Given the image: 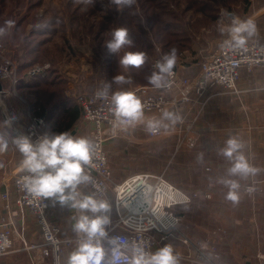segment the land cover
I'll return each instance as SVG.
<instances>
[{
    "label": "rangeland",
    "instance_id": "rangeland-1",
    "mask_svg": "<svg viewBox=\"0 0 264 264\" xmlns=\"http://www.w3.org/2000/svg\"><path fill=\"white\" fill-rule=\"evenodd\" d=\"M253 1L255 0H137L132 8L118 10L110 0H94L93 4H84L80 0H0V26H3L6 20H14L15 27L7 33L9 35L15 33L14 38H17L14 43L3 41L0 38V43L7 49L2 54L13 60L17 66L14 74L21 79H40L54 68L62 76L74 79L73 81L80 76L87 75L93 82L92 90H94L103 87L106 82H111L115 75L124 74L131 77V84L116 85L113 83L111 91L131 90L138 86L151 84L143 82L146 80L142 79L144 74L140 71L136 76L131 69L125 71L119 65L116 54H113L111 59L105 52L101 44L105 45L113 28L124 26L129 29L130 36L135 40V49L138 51L141 49L147 53V63L152 72L155 70L153 62L160 58L161 54L167 53L171 48H176L178 60L175 67L178 72L184 70L185 76H195L205 60L227 38L219 31L229 22V17L224 14L234 13L241 18L246 17ZM24 35L28 36L31 41L45 40L44 44L49 39L47 42L50 44L49 49L39 47L38 52L33 55L32 64L26 68L21 66L19 60ZM251 41L264 42L252 38L249 42ZM49 50H52V54ZM123 51H127V48L122 50L121 55ZM110 59L111 61L114 59L111 65ZM46 63L50 64L48 69H43L32 76L29 75L32 68L44 67ZM192 64L194 65L189 66ZM73 92L78 94L85 91L74 89ZM20 96L23 100L17 96L10 100L12 97L10 96L6 105L16 108V102L18 104L27 101L25 96ZM33 107L35 109L31 107L30 110L38 109L41 112V106ZM169 111L176 113L172 109ZM165 123L170 122L165 121ZM140 128L143 130L142 133H145L143 138L148 136L149 142L135 144L138 156L132 164L137 166L138 172L164 174L186 192L197 193L192 202L176 207V212L182 217V222L175 234H180L185 215L182 213V208L212 198V194L208 191L198 189V183L200 179H203L199 178L200 174L208 178L209 172L213 171V165L198 159L197 143L190 148L181 145V135L177 124L170 126L166 131L161 129L159 134L153 136L145 131L144 125ZM48 132L51 133L49 127ZM198 135L200 137V132ZM109 154V164L112 169L113 151ZM239 183L241 196L253 197L258 189L257 183L260 181L239 180ZM250 188L251 192L248 191ZM104 198L115 203L113 185H110ZM110 214L111 220L114 219L116 216L114 207ZM225 232V228L220 227L209 230L208 233L213 239ZM195 243L199 248L196 258L199 264H226L222 260L217 243L204 240H195ZM74 247L68 250L71 251ZM262 263L264 264V259Z\"/></svg>",
    "mask_w": 264,
    "mask_h": 264
},
{
    "label": "crops",
    "instance_id": "crops-1",
    "mask_svg": "<svg viewBox=\"0 0 264 264\" xmlns=\"http://www.w3.org/2000/svg\"><path fill=\"white\" fill-rule=\"evenodd\" d=\"M250 6L249 12L246 13L247 16H243L242 19L255 20L258 34L252 39L264 41V0H255ZM47 41L40 47L49 49L50 44ZM49 52L52 54V50ZM179 72L182 77H191L185 76L184 70H179ZM59 74L66 85V102L60 108L57 107L53 116L47 117V127L51 129V133L58 134L68 131L75 136L88 137L94 125L84 119L73 91L75 89L91 92L93 82L87 75L80 76L73 81L74 79ZM39 84L36 79L22 78L20 80L17 90L20 95L25 96L27 101L18 104L16 102V108L24 123L29 120V109L31 107L35 109L33 107L35 105L41 106L43 86ZM238 87L242 92L235 93L221 86L213 87L207 91L204 98L198 97L193 91L190 99L184 102L180 110L176 111V114L183 116L185 120L198 114L199 118L195 123L196 129L200 132L196 145L197 156L203 154V158L199 160L213 165V171L209 172L208 178H204L203 174L198 176L203 178L198 183V189L208 191L212 194V198L184 206L182 208V213L185 214L184 223L180 234L169 236L154 249L155 251L166 244L173 245L175 251L180 254L181 264H199L196 260L199 248L195 245V240L217 243L222 260L226 264L262 263L261 256H264V68H257L252 72L243 69L238 79ZM172 95L173 93H170L168 97ZM13 97H10V100ZM73 115H75L74 119ZM4 121L0 107V133H3L9 140L19 136L10 127H3ZM176 124L180 126L179 122ZM141 126L143 124L134 128L129 135L119 136L105 142L106 150L109 153L113 151L112 180L114 183H120L132 174L139 173L137 166L132 164L138 156L135 144L149 142L148 136L143 138L145 133H142ZM229 136H235L243 142L244 155L248 162L259 170L254 176L246 179L231 177L244 182L260 181L257 183L256 196H241L236 204L225 199L228 189L218 182L219 178L227 176V169L231 166L228 160L219 155V150L225 146ZM22 159L21 154L11 143L6 152L0 153V220L11 215V212L4 209L5 200L1 197L6 189L3 182L8 179V185H12V177L17 172L23 171L20 166ZM80 188L88 190L86 185H81ZM107 201L111 209L114 207L115 210V203H111L108 198ZM10 203L14 210V219L20 222L21 217L14 204L13 194ZM74 215L73 210L67 207L61 208L59 204H54L50 200L49 219L62 228V236H74L71 230L73 223L71 218ZM114 215H116V210ZM25 222L26 238L31 242L41 241V229L31 213H26ZM220 227L225 228L226 232L211 239L209 230ZM71 251H66L64 261ZM33 255L34 252L25 249L21 239L14 236L12 250L0 256V264H36L33 261Z\"/></svg>",
    "mask_w": 264,
    "mask_h": 264
},
{
    "label": "built area",
    "instance_id": "built-area-1",
    "mask_svg": "<svg viewBox=\"0 0 264 264\" xmlns=\"http://www.w3.org/2000/svg\"><path fill=\"white\" fill-rule=\"evenodd\" d=\"M4 51L6 52L7 49L0 43V80L3 84L1 94L4 102V107L1 108L2 115L6 120L13 118L10 129L14 133L29 135L35 141L44 133H49L46 116L39 110L29 109V120L23 124L16 108L6 105L9 96H17L22 100L23 98L17 90L21 79L14 74L17 66L12 59L2 54ZM157 60L152 64L154 68ZM49 67V63L41 68L34 67L29 71V75L38 74ZM257 68H264V42L251 41L248 42L247 51L219 47L205 60L195 76L182 77L174 67V75L168 78L171 86L167 89H156L152 85H145L135 87L131 91H134L144 102L146 116L158 117L165 109L180 110L184 102L190 99L193 91L201 98H204L209 89L217 86L240 93L238 79L242 70L254 71ZM102 88L75 94L84 119L94 125L88 138L95 142L101 157L94 160L96 167L88 171L99 186L100 191L97 192L99 198H104L110 185H113L116 216L111 220L109 235L121 238L122 242L123 240L142 242L149 250L154 251L156 245L179 230L182 217L176 212V207L192 202L197 193L186 192L164 174L159 173L141 172L127 177L120 183L113 182L108 158L110 154L105 148V141L109 138L129 135L136 126L128 127L126 130L118 128L113 134L115 120L110 111V101L98 99L96 96ZM170 93L174 95L172 98L168 97ZM198 118V114L189 120L181 116L180 126L177 125L181 135V145L185 148L194 147L197 143L199 135L195 123ZM25 175L29 173L17 172L12 177V185H8V179L3 182L6 189L1 197L5 200L4 209L11 212V215L0 220V256L12 250L15 236L21 239L25 249L34 252L32 258L36 264H56L57 257L63 264L64 253L76 245V237L62 236V228L49 219L50 199L33 198L22 190V185L18 184V181ZM86 186L90 192L96 191L91 184ZM80 190L86 194L89 192L82 188ZM12 194L21 217L20 222H17L13 216L14 210L10 203ZM27 212L31 213L39 224L42 234L39 242H31L26 238Z\"/></svg>",
    "mask_w": 264,
    "mask_h": 264
},
{
    "label": "clouds",
    "instance_id": "clouds-1",
    "mask_svg": "<svg viewBox=\"0 0 264 264\" xmlns=\"http://www.w3.org/2000/svg\"><path fill=\"white\" fill-rule=\"evenodd\" d=\"M84 4H93L94 0H80ZM118 10L132 8L137 0H110ZM229 22L219 29L221 35H226L220 47L231 50L247 51L248 42L257 36L258 28L252 18L242 19L234 13H225ZM15 27L14 20H6L0 26V38ZM133 40L127 27H115L110 32V38L105 41V47L110 55L118 56L119 65L127 71L130 68L140 69L148 60L144 51H123L130 48ZM177 49L171 48L155 63V70L147 78L148 83L156 89H167L171 86L169 77L174 75L173 69L177 63ZM130 76L118 74L111 82H106L96 93L98 99L110 101V111L114 116L113 134L116 129L126 130L143 124L145 131L157 135L161 129L168 130L181 120V117L167 109L159 117L146 116L145 104L134 91H111L112 84H131ZM13 118L4 121L3 127H10ZM168 121L170 123H165ZM13 144L23 159L21 170L29 175L21 177L18 184L22 190L33 198H41L67 207L77 215L72 216L71 230L76 237V245L68 254L63 264H181L180 254L171 244L151 251L142 242L123 240L109 235L111 226V206L104 198H99V186L88 169L95 168V159H100L97 145L86 136H75L68 131L61 133H44L35 141L29 135H19L7 138L0 133V153L8 150ZM243 142L235 136H229L225 146L219 150V155L230 162L227 176L219 178L228 191L225 199L233 204L241 198L239 177L246 179L254 176L259 170L253 167L244 152ZM201 154L198 159H202ZM91 184L96 191L84 193L81 185ZM150 190V189H149ZM249 192L252 189H248ZM264 259V256H261ZM56 264H62L57 257Z\"/></svg>",
    "mask_w": 264,
    "mask_h": 264
},
{
    "label": "trees",
    "instance_id": "trees-1",
    "mask_svg": "<svg viewBox=\"0 0 264 264\" xmlns=\"http://www.w3.org/2000/svg\"><path fill=\"white\" fill-rule=\"evenodd\" d=\"M16 36L15 33L12 35H9L8 33L2 37L1 39L3 41H8L11 43H14V41L17 38H14ZM132 38V37H131ZM133 40V45L130 48H127V51H138L135 48V40ZM45 41V40H44ZM43 40H32L29 39L28 36L23 37V40L21 42V54H20V63L23 68H26L32 64L33 55L38 52L39 47L44 43ZM166 44V43H165ZM102 47H104L105 52L113 58V54L110 55L105 47V45L101 44ZM140 51H142L140 49ZM36 57V56H35ZM110 59V65L112 63ZM132 71H134L135 76L138 75L139 71L144 74L142 76V79H145L148 82V77L151 75L152 70L149 67V64L146 62L140 69L130 68ZM34 80V79H31ZM36 82H39V85H42V92H41V114H44L47 117L53 116V114L56 113L57 107L60 108L65 102V89L66 85L64 80L61 79L60 74L57 72L56 69L52 68L49 70L48 74L40 79H36ZM140 82V81H139ZM72 118H75V115L72 116Z\"/></svg>",
    "mask_w": 264,
    "mask_h": 264
},
{
    "label": "water",
    "instance_id": "water-1",
    "mask_svg": "<svg viewBox=\"0 0 264 264\" xmlns=\"http://www.w3.org/2000/svg\"><path fill=\"white\" fill-rule=\"evenodd\" d=\"M1 91H3V84H2V81L0 80V107L3 108L4 102H3ZM5 120H6V118H5Z\"/></svg>",
    "mask_w": 264,
    "mask_h": 264
}]
</instances>
